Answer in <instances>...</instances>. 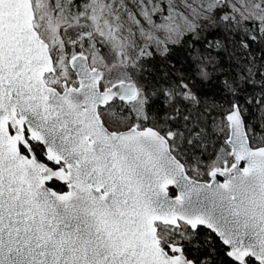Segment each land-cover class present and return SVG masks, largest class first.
<instances>
[{
  "label": "snow or ice",
  "instance_id": "obj_1",
  "mask_svg": "<svg viewBox=\"0 0 264 264\" xmlns=\"http://www.w3.org/2000/svg\"><path fill=\"white\" fill-rule=\"evenodd\" d=\"M0 264H264V0H0Z\"/></svg>",
  "mask_w": 264,
  "mask_h": 264
},
{
  "label": "trees",
  "instance_id": "obj_2",
  "mask_svg": "<svg viewBox=\"0 0 264 264\" xmlns=\"http://www.w3.org/2000/svg\"><path fill=\"white\" fill-rule=\"evenodd\" d=\"M183 55V50L182 49H178L177 50V55H173L172 59L175 60L178 58V56H182Z\"/></svg>",
  "mask_w": 264,
  "mask_h": 264
}]
</instances>
